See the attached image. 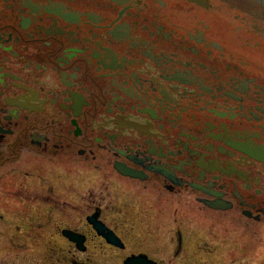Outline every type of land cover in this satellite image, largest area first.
<instances>
[{
	"label": "flooded vegetation",
	"instance_id": "af4514ba",
	"mask_svg": "<svg viewBox=\"0 0 264 264\" xmlns=\"http://www.w3.org/2000/svg\"><path fill=\"white\" fill-rule=\"evenodd\" d=\"M7 177L39 215L91 211L87 229L59 230V263L100 264L91 239L120 264H187L190 239L204 254L222 238L225 259L252 252L264 239V0H0Z\"/></svg>",
	"mask_w": 264,
	"mask_h": 264
},
{
	"label": "rangeland",
	"instance_id": "374dc122",
	"mask_svg": "<svg viewBox=\"0 0 264 264\" xmlns=\"http://www.w3.org/2000/svg\"><path fill=\"white\" fill-rule=\"evenodd\" d=\"M241 7V6H240ZM12 177V176H9ZM4 178L0 181V195H14L19 199L21 206L19 208V213L17 211H12L8 209L3 203L0 202V231L2 232L0 238V264H66L59 263L55 261L53 256H51L50 248L56 246L66 247L67 245L63 243V239L59 236V230L66 226L69 222H74L73 226H80L86 228L85 216L88 214L89 210H86L83 214L76 212H59L53 209L47 208L42 211L39 215L36 212L37 202L29 199L17 192L20 183L17 182L16 178ZM8 179H12L9 181ZM10 184V185H9ZM12 185V187H10ZM186 195L185 193L179 196ZM178 196V197H179ZM174 197V196H173ZM188 201L190 205L198 206L191 196H188ZM77 201V200H76ZM32 202V203H31ZM70 205H75L73 202H69ZM200 206V205H199ZM38 210V209H37ZM165 213L161 212V217L165 220L164 231L168 233V228L166 226L167 220H171L173 208L170 210L166 209ZM21 211V212H20ZM177 217L180 222L187 223L189 228L193 226L194 230H200L203 232V226L197 225L191 221L192 216L179 211H177ZM164 214V215H163ZM18 217H16V216ZM41 226V229L39 228ZM162 227V226H161ZM87 229V228H86ZM155 235L156 243L164 245L169 249V238L170 234L166 236L161 235V229L150 232ZM193 230L191 229V234ZM192 236V235H191ZM193 237V236H192ZM190 239V238H189ZM191 243L188 245L187 264H264V239H259L256 241V245L252 252L247 253V255H240V252L236 255H231L230 259L226 260L221 252H217L223 247L222 238L215 237L212 240V245H220L219 248L211 251H207L202 254L201 250L195 252L196 241L190 239ZM97 244L93 239L89 242V251L91 255L95 254L94 260L100 264H120L123 260V254L121 251L113 252L111 249L104 247L94 248ZM200 246V244L197 243ZM202 248L208 249L207 246L201 245ZM200 246V247H201ZM199 253V254H198ZM192 256H195L194 259ZM193 259H192V258ZM163 264H186L184 262H175L171 260L170 257H165L162 260Z\"/></svg>",
	"mask_w": 264,
	"mask_h": 264
},
{
	"label": "bare ground",
	"instance_id": "6f19581e",
	"mask_svg": "<svg viewBox=\"0 0 264 264\" xmlns=\"http://www.w3.org/2000/svg\"><path fill=\"white\" fill-rule=\"evenodd\" d=\"M0 202L3 203L4 206H6L8 209L10 210H14L16 208H18L21 204H20V201L13 197V196H10V195H1L0 196ZM181 206V205H179ZM1 230V229H0ZM230 232H232V230L229 229ZM1 231H0V235H1ZM0 241H3L1 238H0ZM232 247H229V250L231 249ZM228 251L227 249V246L223 249V253H226ZM229 258V251L227 252L226 254V259Z\"/></svg>",
	"mask_w": 264,
	"mask_h": 264
},
{
	"label": "water",
	"instance_id": "95a60500",
	"mask_svg": "<svg viewBox=\"0 0 264 264\" xmlns=\"http://www.w3.org/2000/svg\"><path fill=\"white\" fill-rule=\"evenodd\" d=\"M131 259H133V258H131ZM130 261H131V260H130ZM140 263H141V262H140ZM144 264H148V263L145 262Z\"/></svg>",
	"mask_w": 264,
	"mask_h": 264
}]
</instances>
